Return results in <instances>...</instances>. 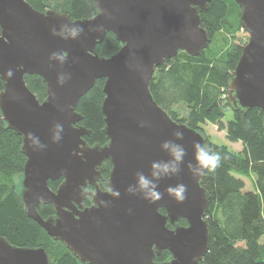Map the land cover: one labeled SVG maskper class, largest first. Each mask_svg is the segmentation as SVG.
Returning a JSON list of instances; mask_svg holds the SVG:
<instances>
[{"label": "water", "instance_id": "1", "mask_svg": "<svg viewBox=\"0 0 264 264\" xmlns=\"http://www.w3.org/2000/svg\"><path fill=\"white\" fill-rule=\"evenodd\" d=\"M96 10L72 18L51 9L38 10L26 0H0V117L21 137L25 155L17 198L26 215L60 240L85 264H200L209 243L204 218L208 194L196 165L194 144L205 134L172 119L153 99V72L179 51L199 55L211 38L200 12L210 0H90ZM239 23L248 34L227 82L226 100L234 111L253 107L264 112V0H234ZM68 28L79 26L76 37ZM107 32L121 42L108 57L95 53ZM65 57V59H61ZM36 74L45 84L41 101L27 87ZM61 78L62 81L61 82ZM103 78L104 144H88L89 129L78 124L79 98ZM183 138L176 139L175 132ZM172 140L186 150L181 171L159 180L162 196L149 202L137 187V173L149 179L153 161H170ZM111 166L99 189L105 162ZM61 178L55 190L48 181ZM187 187L178 202L168 187ZM93 186L94 191L87 189ZM90 196L91 205L84 206ZM51 204L42 217L37 206ZM163 209V212L160 210ZM183 218L185 224H179ZM167 250L164 262L154 259ZM0 264H50L43 247H23L0 235Z\"/></svg>", "mask_w": 264, "mask_h": 264}, {"label": "trees", "instance_id": "2", "mask_svg": "<svg viewBox=\"0 0 264 264\" xmlns=\"http://www.w3.org/2000/svg\"><path fill=\"white\" fill-rule=\"evenodd\" d=\"M26 1L38 10L65 12L75 19L96 12L90 0ZM239 14L240 7L234 0H210L200 12L201 26L211 38L208 46L197 56L179 51L175 57L165 59L155 68L149 85L153 99L172 119L200 129L206 136L204 144L221 156L220 166L203 175L201 182L209 198L204 215L209 243L200 264H264V112L258 107L245 113L234 111L226 100L227 82L247 40L239 41L237 36L243 30ZM120 46L114 34L107 32L94 51L108 57ZM25 82L39 101L45 98V84L39 75H26ZM103 84V78L96 79L75 106L82 116L78 124L90 130L84 136L90 145L107 141L102 130ZM228 110L231 116L224 122ZM206 122L225 130L226 139L239 142L241 149L234 152L210 140L202 128ZM20 144L21 137L6 128L0 117V235L18 246L43 247L50 264H85L26 215L16 193L15 177L22 172L25 160ZM110 166L107 160L106 177ZM250 176L254 187L245 189L243 178ZM60 181L49 180L48 185L55 190ZM37 211L45 218L53 213V206L40 203ZM178 223L186 222L180 218ZM168 258L167 250L154 257L162 263Z\"/></svg>", "mask_w": 264, "mask_h": 264}, {"label": "clouds", "instance_id": "3", "mask_svg": "<svg viewBox=\"0 0 264 264\" xmlns=\"http://www.w3.org/2000/svg\"><path fill=\"white\" fill-rule=\"evenodd\" d=\"M69 35L73 38L79 35L83 29L79 26L68 28L64 26ZM61 59H65L62 57ZM61 82L62 78H61ZM174 136L176 139H182V132H175ZM161 147L164 149L170 148V155L172 160L170 161H153L151 163V176L153 179H149L142 172H138L137 175V187H129L127 189L130 193L140 191L144 194V198L150 203L159 200L162 193L159 191L158 181L164 177L176 175L181 171L180 165L186 155V150L180 144L174 143L172 140L163 141ZM194 159L196 165L190 169L193 176H202L206 173L214 172L221 163V156L219 153L213 151L208 145L195 143L194 144ZM168 194L171 195L178 202H182L186 198L187 187L184 184H177L175 186H169Z\"/></svg>", "mask_w": 264, "mask_h": 264}, {"label": "rangeland", "instance_id": "4", "mask_svg": "<svg viewBox=\"0 0 264 264\" xmlns=\"http://www.w3.org/2000/svg\"><path fill=\"white\" fill-rule=\"evenodd\" d=\"M237 36L239 37V41H242V39H247L248 34L245 32V30H240L237 33ZM231 116L230 110L227 111L226 116L224 117L223 121L226 122V120ZM204 132L207 134V136L215 143L218 144H224L234 152H238L241 149V144L239 142H231L228 139H226V132L225 130H220L215 124L206 122L202 126ZM19 175L15 177L16 182H18ZM245 182V189H253V182L254 178L250 176V178H243ZM262 242H264V237L261 238Z\"/></svg>", "mask_w": 264, "mask_h": 264}, {"label": "flooded vegetation", "instance_id": "5", "mask_svg": "<svg viewBox=\"0 0 264 264\" xmlns=\"http://www.w3.org/2000/svg\"><path fill=\"white\" fill-rule=\"evenodd\" d=\"M103 176H104V173H103ZM104 178H106V176H104ZM104 178L101 179V181L98 182L99 189L102 190V191H106V190L108 189V186H107V184H106ZM103 181L105 182V186H102ZM86 188L89 189V190L94 191V188H93V186H91V185H88ZM83 203H84V206H89V205H91V203H92V202H91V197H90V196H87V197L84 199Z\"/></svg>", "mask_w": 264, "mask_h": 264}]
</instances>
